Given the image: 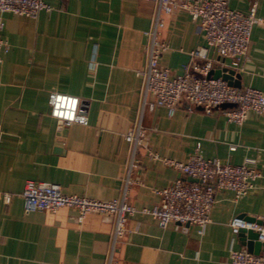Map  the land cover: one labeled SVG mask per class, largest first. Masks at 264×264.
<instances>
[{
  "label": "crops",
  "instance_id": "crops-1",
  "mask_svg": "<svg viewBox=\"0 0 264 264\" xmlns=\"http://www.w3.org/2000/svg\"><path fill=\"white\" fill-rule=\"evenodd\" d=\"M44 1L51 9L37 18L2 14L0 35L9 50L0 51V264H107L113 216L88 214L79 221L77 211L67 207L27 213L21 193L27 180H35L58 184L69 195L118 197L130 159L125 135L140 120L145 144L159 156L186 161L200 149L206 158L234 165L254 158L262 177L239 198L230 190L217 191L203 235L194 225L161 227L140 210L159 203L157 190L178 178L190 180L139 148L137 183L129 190L138 212L128 219L117 245L116 264H229L232 248L247 249L230 221L264 222V113L249 111L238 125L225 115L234 104L210 114L200 106L190 111L186 100L172 116L164 107L149 110L143 106L141 72L148 64L147 32L156 3ZM254 2L264 19V0H229V7L247 14ZM163 18L159 37L168 49L160 64L182 73L190 53L205 44L203 31L182 9ZM208 55L217 62L215 70L222 68L216 49ZM235 72L241 87L264 92V24L253 26L247 57ZM52 91L79 97L88 125L52 118ZM5 193L11 195L8 205L2 200Z\"/></svg>",
  "mask_w": 264,
  "mask_h": 264
},
{
  "label": "built area",
  "instance_id": "built-area-1",
  "mask_svg": "<svg viewBox=\"0 0 264 264\" xmlns=\"http://www.w3.org/2000/svg\"><path fill=\"white\" fill-rule=\"evenodd\" d=\"M156 3L152 28L147 32L148 64L141 72L143 77V106L153 111L164 107L172 116L182 100L190 104L189 110L200 106L206 113H213L223 104L236 107L225 111L227 119L242 125L249 111L264 113V92L252 87H236L221 77L214 78L210 73L215 70V59L209 57V50L216 49L223 60L222 67L240 68L247 57L254 25L264 24L257 16V3L254 2L247 14L229 7V0H145ZM51 7L44 0H0V33L4 28L2 14L37 18L42 10ZM175 9L187 11L194 22H198L203 31L205 44L190 53V60L183 65L182 73H173L160 64L161 55L168 49L167 43L160 39L161 29L165 26L164 15ZM8 51V42L0 35V51ZM2 58L0 56V63ZM219 63V62H218ZM75 101L73 108L72 102ZM49 115L62 124L78 123L88 125V116L82 110L81 99L74 95L52 91L49 93ZM71 116V118H69ZM81 118L84 122L81 123ZM145 128L138 121L125 135L130 147V159L121 194L111 200H99L79 195H69L58 184L27 180L21 197L24 210L55 212L61 208L77 211L79 221L88 214L111 215L115 218L114 231L110 243L107 264H116L117 245L127 231L128 219L138 210L129 201V190L137 183L134 176L135 155L139 148H145L152 160L178 170L184 175L197 179L196 182L178 178L169 186L157 190L160 196L158 204L144 207L143 214L151 215L161 227L169 223L194 225L199 235H203L211 221V212L217 191L230 190L237 198L246 195L255 188V182L262 177L257 168V160L247 158L242 164L234 165L220 158H206L200 149L194 151L186 161H178L159 156L144 142ZM3 129L0 124V142ZM234 150V147L231 148ZM3 203L11 201L9 193L3 194ZM232 232L252 230L258 234V241L264 243V222L233 218L230 221ZM229 264H264V253L254 254L248 249H231Z\"/></svg>",
  "mask_w": 264,
  "mask_h": 264
},
{
  "label": "water",
  "instance_id": "water-1",
  "mask_svg": "<svg viewBox=\"0 0 264 264\" xmlns=\"http://www.w3.org/2000/svg\"><path fill=\"white\" fill-rule=\"evenodd\" d=\"M214 78L221 77L223 80L227 81L230 85L241 87L240 75L236 74L233 69L227 67H222L220 69L212 70L210 73ZM189 180L196 182L197 179L189 177ZM251 220V219H248ZM239 237L242 240V244L247 247L250 252L254 254H260L264 249V243L258 241V234L252 230L242 229L239 232Z\"/></svg>",
  "mask_w": 264,
  "mask_h": 264
},
{
  "label": "clouds",
  "instance_id": "clouds-1",
  "mask_svg": "<svg viewBox=\"0 0 264 264\" xmlns=\"http://www.w3.org/2000/svg\"><path fill=\"white\" fill-rule=\"evenodd\" d=\"M73 108L75 107V101H73L72 102V105H71ZM69 118H71V116H69ZM84 122V120H83V118H81V123H83Z\"/></svg>",
  "mask_w": 264,
  "mask_h": 264
}]
</instances>
